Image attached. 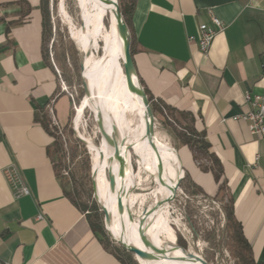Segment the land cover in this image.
I'll list each match as a JSON object with an SVG mask.
<instances>
[{"label": "crops", "instance_id": "0c3cea01", "mask_svg": "<svg viewBox=\"0 0 264 264\" xmlns=\"http://www.w3.org/2000/svg\"><path fill=\"white\" fill-rule=\"evenodd\" d=\"M39 3L0 0V264H123L64 195L49 155L53 137L37 121L46 112L63 126L73 104L43 59ZM211 15L225 28L203 55L197 30ZM129 31L137 76L180 122L178 112L190 114L205 133L253 257L264 264V135L233 119L250 107L245 91H264V0H135ZM174 142L183 172L214 195L212 174ZM15 183L28 193L16 196Z\"/></svg>", "mask_w": 264, "mask_h": 264}, {"label": "bare ground", "instance_id": "6f19581e", "mask_svg": "<svg viewBox=\"0 0 264 264\" xmlns=\"http://www.w3.org/2000/svg\"><path fill=\"white\" fill-rule=\"evenodd\" d=\"M76 2L78 7L83 10L81 14L83 28L81 29V25L80 27H74L71 23V32L72 37L80 47V52H83V77L89 86L90 94H85L81 100V104L76 108L75 117L72 121L73 126L78 130L83 114V106L91 101L92 103L88 104V107L94 112L96 118H98V113L102 112L106 129L109 132L112 131V124L116 122L121 130L122 136L128 142H134L143 136L146 130V120L135 80L134 78H131L130 81L127 80L120 64V59L122 60V49L111 14L113 0H76ZM89 5L94 8L92 14L89 11H84V8L86 9ZM59 7L67 18L68 15L62 2ZM104 11L109 13L110 22L103 36L105 43L103 53L101 56L95 57L90 53L88 54V51L97 41V35L102 25L98 17ZM133 88L135 91H133ZM78 134L86 140L92 153L91 170L93 171L96 196L107 209L110 219L121 230L120 217L116 204L117 191L111 189L109 180L106 177L107 167H109L108 159L111 157L113 150L105 142L100 146H96L79 131ZM100 150L104 154L102 159L99 156ZM133 151L135 153L137 152L139 169L146 170L149 175L154 176L157 180V186L150 193L146 215L143 216L140 213L135 219L131 218L127 211V201H124L125 193L121 197V200L123 204L124 222L122 232L126 236L112 234L109 229L108 232L115 239L123 240L128 246L142 248L139 232V223L141 222L147 224L143 232L147 237L148 250L151 253L160 257L181 255L184 251L176 245L175 235L171 232L170 226L166 222L163 214L166 207V200L171 195V188L181 175L177 154L169 143L163 140L155 142L153 137L151 138L150 144L147 140H144L134 147ZM122 153L121 162L124 163V166L129 156V172L131 174L133 171L131 168L130 152L122 150ZM177 169L178 172L174 177ZM137 177H140V171L135 172L132 177L130 175L126 176L127 186ZM122 182L121 177H116L117 189L121 186ZM139 261L142 264H201L195 258L186 262L174 263L143 258H139Z\"/></svg>", "mask_w": 264, "mask_h": 264}, {"label": "trees", "instance_id": "16d2710c", "mask_svg": "<svg viewBox=\"0 0 264 264\" xmlns=\"http://www.w3.org/2000/svg\"><path fill=\"white\" fill-rule=\"evenodd\" d=\"M70 2L72 4V2L74 3V0H70ZM118 3L122 17L129 29L135 0H118ZM39 8L41 12L42 27V56L45 62L53 67V63L51 62L50 58V48L47 44L49 39L54 36L49 0H40ZM69 11L75 20L79 22L76 10L72 11L69 9ZM63 37H65L66 43H68L69 46L64 44V42L61 40L56 52V60L60 62L63 78L70 85L76 86L80 93H83L79 73V51L74 45L73 40L68 37L66 32L63 34ZM54 41L55 37L53 39L52 45L54 44ZM130 52L131 55H133L134 40L131 34ZM140 82L143 86L141 80ZM143 88L149 99L155 116V126H163L166 123L167 125H170V135L173 138L179 140L182 144L188 146L192 152L193 159L197 162L199 168L202 171L210 172L217 185L215 194L210 196L199 184L191 179L187 171L184 172V176L180 181L177 191L179 192L178 195L182 198L184 208H186V217L189 224L191 225L190 218L192 214L197 211V208H199V204L196 205L197 202L202 201L212 204L216 200H223L226 194V181L224 178H221L223 175L222 164L218 157L210 151V143L206 140L205 133L198 132L194 128V118L192 115L185 112H178L183 121L180 122V120L175 116L176 110L174 108L153 98L144 86ZM73 101H75V99ZM37 121H39L46 131L53 137V142L51 148L49 149V155L51 156L53 168L57 178L61 183L64 195L81 212L87 215L90 226L99 234L100 241L106 249L114 253L123 264H140L136 260L133 252L126 250L121 245H116L114 243L115 241L110 239L108 232L104 228L103 212L97 203L93 199L91 200V185L89 186V191L86 193L88 199L85 201L81 199V192L78 188L77 181L79 179L81 181L85 180L91 184V180L89 178L91 158L84 143L80 139L75 138L73 143L68 148L71 161H74L78 155L79 149L80 153L83 155L84 165L81 166V164L78 162L79 176L76 177V174L70 170L67 172L66 176H63L61 173L62 169L68 168V165L64 161L65 152L63 150V143L59 133V127L52 126V129L50 128L52 125L51 119L48 117L46 112H44L40 117H37ZM69 124L70 123L68 121L66 124L61 126V133L62 131L66 130H69V132L72 133V129L69 128ZM121 155L123 156L122 151ZM128 158L124 166L125 174L126 176H131L135 173V170L132 168L131 164L133 172L130 174L129 167H127L129 163ZM177 172L178 169L174 177L176 176ZM213 221L212 227L202 235L203 240L207 244L204 252H202L203 257L210 261L211 259L207 253L211 251H215L216 255L222 257V255H224V249L229 248L232 255L235 257V264H263L262 262L256 261L253 257L251 245L243 233L240 221L235 216L234 206L230 195H228L227 201L223 202L218 208V211L215 212ZM106 226L112 234L125 235L120 229L117 228L111 219ZM192 230L193 238H197L199 236L198 232L193 227ZM175 240L179 246L188 248L187 241L178 231H175Z\"/></svg>", "mask_w": 264, "mask_h": 264}, {"label": "rangeland", "instance_id": "374dc122", "mask_svg": "<svg viewBox=\"0 0 264 264\" xmlns=\"http://www.w3.org/2000/svg\"><path fill=\"white\" fill-rule=\"evenodd\" d=\"M63 3L64 9L68 15L66 16L62 13L60 10V3ZM50 3V12H51V18L53 23V31L54 36H52L49 41L47 42L48 47L50 48V58L51 62L55 64L59 71V86H61V82L63 81L67 91L73 94V97L75 99L74 103L71 104V110H70V118H69V128L72 129V133L69 132V130L62 131L61 133V126L55 125L51 123V129L52 126L59 127V133L61 135L62 143H63V150L65 152V158L64 161L68 165V168L62 169L63 176L67 174V172L70 170L71 172L76 174V177L79 176L78 174V164L80 163L81 166L84 165V159L83 155L80 153V149L78 152V155L74 159V161L70 160L69 155V146L73 143L75 138L80 139V134H78V131L88 138L92 143H94L96 146H100V135L98 133L97 125L95 122V117L93 111L88 107L87 103L83 106V114L82 118L80 120V125L78 130L74 128L73 126V119L75 117L76 108L81 104V100L83 99L84 93H80L79 90H77L76 86L70 85L62 76V68L60 65V62L56 60V52L58 50V46L61 42V40L69 46L68 43H66L65 37H63V34L65 32L68 34V37L71 38L74 42V45L79 51V60H80V47L77 43V41L72 37L71 32V23L74 27H80L82 24V18L81 14L83 12L82 8L78 7V4L76 0H74V3L70 2V0H49ZM70 10H76V14L78 16L79 22L75 20L73 15L70 13ZM84 11H89L91 14L94 12L93 6H87V8H84ZM104 15V16H103ZM66 18V19H65ZM100 20L101 25L99 34L97 35V41L93 46L89 49L88 54H92L95 57L101 56L103 53V48L105 46L103 36L106 33V30L109 27V17L108 12L104 11L101 16L98 17ZM102 19V20H101ZM55 37L54 44L52 45L53 39ZM120 64L122 66V60L120 59ZM80 73V72H79ZM61 88V87H60ZM133 91L134 88H133ZM136 98L138 99V96L135 93ZM170 125H167V123L163 126L156 125L155 126V132L153 137V140L155 142H160L161 140L166 141L169 143L172 147H174V138L170 135ZM76 130V131H75ZM155 137V138H154ZM160 139V140H159ZM83 142V141H82ZM87 152L90 155L91 158V164L89 168V178L91 180V184L88 183V181H81L80 179L77 181L78 188L81 192V199L83 201L87 200L86 193L89 191V186L91 185V200L93 199L97 205L100 207L101 202L98 200V197L95 195V187L92 184V174H91V166H92V153L90 149L87 147L86 143L83 142ZM174 149V148H173ZM176 152V151H175ZM137 153V152H136ZM137 154L134 155L132 152L130 153V159L132 168L135 170L134 172L140 171V177H137L136 179L132 180L131 183L128 185L129 191L126 193L124 201H127V211L130 215V212L133 214V219L137 217L138 214H140L146 207L147 203L150 199V193L154 189V187L157 186V180L154 176H151L148 174L146 170L139 169V164L137 163ZM79 162V163H78ZM129 167V163L127 165ZM139 169V170H138ZM105 170V169H104ZM105 173V171H104ZM106 175V174H105ZM133 175H131L132 177ZM107 177V175H106ZM108 179V178H107ZM80 182V183H79ZM82 182V183H81ZM132 189V190H131ZM133 194V195H132ZM137 194V195H136ZM179 192L176 191L175 196L170 201L169 204H166L165 210H164V216L166 219V222L170 226L171 232L175 235V231H178L182 234V236L185 238V240L188 243V250L201 254L204 252V249L207 247L206 242L203 240L202 235L208 231L212 225H213V219L214 214L216 211H218V208L221 206L223 202L227 201L228 195L225 194L223 200H216L212 204H208L206 202H197L199 204V208H197V211L194 212L190 218V223L188 222V219L186 217V208H184V204L182 201V198L178 195ZM131 202V203H130ZM102 205V204H101ZM104 222V217H103ZM192 227L198 232L199 236L197 238H193V230ZM109 235V233H108ZM126 236V235H125ZM110 239L111 236L109 235ZM113 240V239H112ZM116 245H119L118 243L114 242ZM210 257V262L213 264H235V257L232 255L231 250L229 248L224 249V255L222 257L216 255L215 251H211L207 253ZM209 261V260H208ZM140 262V261H139ZM140 264H142L140 262Z\"/></svg>", "mask_w": 264, "mask_h": 264}, {"label": "water", "instance_id": "95a60500", "mask_svg": "<svg viewBox=\"0 0 264 264\" xmlns=\"http://www.w3.org/2000/svg\"><path fill=\"white\" fill-rule=\"evenodd\" d=\"M111 14H112L114 22H115V27H116V30L118 33V37H119L120 45H121V49H122V69H123L128 81H130L131 78H134V80H135L137 92H138V95L140 97L141 104L143 105V108H144V112H143L144 118L146 120V130H145L143 136H141V138H139L138 140H136L134 142H128L126 140V138L124 136H122L121 130H120L119 126L116 124V122H114L112 124V126H111L112 131L109 132L106 129L105 119H104L102 112L98 113V118H96L95 114H94L98 133L100 135V144L102 145L105 142V144L113 150L111 157L108 159L109 167H107V178L109 180L111 189L113 191H117L116 204H117V209H118V213H119V217H120V224H121V231H122V229L124 227V222H123V204H122L121 197L129 191V188L127 186L124 163L121 162V159H122L121 151L127 150L130 153L132 152L134 155H136V153L133 151L134 147H136L138 144H140L144 140H147V142L150 144L151 138L155 132V116H154L153 110L151 108L149 99H148V97L144 91V88L140 82V79L137 76V73L135 71L133 58H132V55L130 52V32H129V29H128V27H127V25H126V23L122 17V14L120 12L118 0H113V8H112ZM82 28H83V24H81V29ZM84 54H85V52H84ZM79 66H80V81H81L83 93H84V95L90 94L89 86L83 77V71H84L83 52H80ZM129 89H131V88H129ZM79 138L81 141L85 142L87 147H88L86 140L83 139L82 137H79ZM99 156L101 159L104 157L102 150H100ZM177 158L179 160L178 155H177ZM179 169L181 171V175L177 179L174 186L171 188V195L166 200L165 204H169L170 201L173 199V197L176 194V191L179 188L180 181L184 176V172H183V168H182V165L180 163V160H179ZM91 174H92V184L94 186V178H93V171L92 170H91ZM116 177H121L123 180L121 186L118 189H117V184H116ZM95 195H96V191H95ZM100 209L102 210L103 215H104V228L108 232V228L106 225H107V223L110 222V215H109L107 209L101 204H100ZM146 212H147V207L141 212V214L144 216V215H146ZM130 217L133 218L132 212H130ZM146 225L147 224H144L141 222L139 223V232H140V236H141L140 241H141L142 248L128 246L127 244H125L123 242V240H117L114 237H112L109 232L108 233L116 243L121 245L126 250L133 252L135 255V258L138 262H139V258L155 260V261H160V262H167V263L186 262L192 258H195L201 264H213L210 261H208L205 257H203L201 254L192 252V251L188 250L187 248L181 247L176 242H175L176 245L181 247L182 250L184 251V253L181 255L160 257V256H157V255L151 253L148 250L147 237L144 235V232H143V229L146 227Z\"/></svg>", "mask_w": 264, "mask_h": 264}, {"label": "built area", "instance_id": "2783aa9c", "mask_svg": "<svg viewBox=\"0 0 264 264\" xmlns=\"http://www.w3.org/2000/svg\"><path fill=\"white\" fill-rule=\"evenodd\" d=\"M225 24L216 16L211 15L208 23H200L197 30V45L203 55H207L211 47L212 41L217 33L223 31ZM189 39H194V36H189ZM53 63V62H52ZM53 66L59 76V71L55 64ZM263 79H264V56L262 57ZM61 90L66 91L74 103L73 94L67 91L64 82H61ZM243 101L249 104V109L233 116V119L245 122L248 130L257 136L264 135V91L258 94H251L245 91ZM52 123L57 125L52 119ZM16 196L27 194L28 189L21 183H15ZM38 218H42L38 215Z\"/></svg>", "mask_w": 264, "mask_h": 264}]
</instances>
